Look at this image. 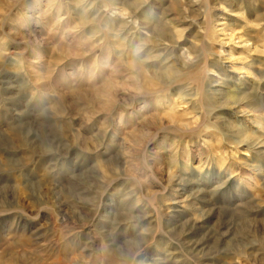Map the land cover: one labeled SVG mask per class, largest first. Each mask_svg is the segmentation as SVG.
<instances>
[{"label": "rangeland", "instance_id": "374dc122", "mask_svg": "<svg viewBox=\"0 0 264 264\" xmlns=\"http://www.w3.org/2000/svg\"><path fill=\"white\" fill-rule=\"evenodd\" d=\"M0 264H264V0H0Z\"/></svg>", "mask_w": 264, "mask_h": 264}, {"label": "bare ground", "instance_id": "6f19581e", "mask_svg": "<svg viewBox=\"0 0 264 264\" xmlns=\"http://www.w3.org/2000/svg\"><path fill=\"white\" fill-rule=\"evenodd\" d=\"M221 30V29H220ZM247 45V44H246ZM254 50V49H253Z\"/></svg>", "mask_w": 264, "mask_h": 264}]
</instances>
